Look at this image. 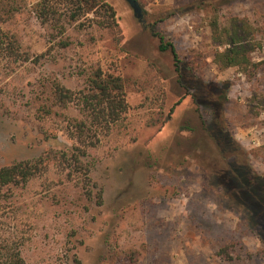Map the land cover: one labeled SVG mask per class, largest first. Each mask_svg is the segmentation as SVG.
Masks as SVG:
<instances>
[{
  "label": "rangeland",
  "instance_id": "1",
  "mask_svg": "<svg viewBox=\"0 0 264 264\" xmlns=\"http://www.w3.org/2000/svg\"><path fill=\"white\" fill-rule=\"evenodd\" d=\"M40 1L25 0L3 25L32 59L0 72V168L73 148L66 118H80L79 109L38 119L34 101L45 81L82 90L84 71L114 63L130 109L84 160L93 166V192L103 191V206L86 196L83 175L69 179L53 164L12 188L1 234L20 240L27 264H264V235L248 224L229 178L233 164L264 177V47L253 56L262 68L249 78L213 62V11L198 6L201 0H138L142 20L125 0H115L128 23L120 34L100 28L102 18L91 15L93 23L64 22V37L38 18L33 8ZM212 2L223 16L264 17V0ZM144 24H156L194 74L227 91L224 130L235 142L227 150L209 132L211 108L187 95L171 52L159 51ZM63 38L71 43L67 49L59 47ZM112 251L117 259L109 258Z\"/></svg>",
  "mask_w": 264,
  "mask_h": 264
},
{
  "label": "trees",
  "instance_id": "2",
  "mask_svg": "<svg viewBox=\"0 0 264 264\" xmlns=\"http://www.w3.org/2000/svg\"><path fill=\"white\" fill-rule=\"evenodd\" d=\"M115 0H41L34 12L45 24L59 28L65 36L64 24L79 22L83 17L91 23L101 17L97 26L102 29L121 33L127 28V19L122 17ZM212 0L199 1L200 7L213 11L209 20L212 44L215 47L213 62L221 70L238 69L249 78H255L262 68V62L254 61V54L264 47V17L223 16ZM25 7V0H0V72H13L18 66L31 61L28 53L22 50L18 37L3 28L16 14ZM63 21V23H62ZM145 23V22H143ZM144 26L150 29L152 36L159 41L161 53L171 52L179 84L199 105H206L213 113V123L209 130L211 136L222 150L235 144L231 135L225 131L224 110L228 101L227 91L218 84L206 83L193 73L189 64L182 62L175 45L168 42L166 35L157 31L156 24ZM120 38H116L119 42ZM71 46L68 38L59 42V47ZM41 57H44L42 55ZM40 60H34L37 63ZM87 86L82 90H71L58 79L45 81L40 96L34 101L40 121L59 116L60 110L71 107L79 109L81 117H67L66 133L75 142L72 149L57 151L50 149L39 157L15 162L0 168V223L9 219L11 212L12 188L27 185L36 177L49 172L53 164L59 165L72 179L74 173L83 175L86 196L103 206V191L93 192L91 173L93 166L84 160L89 152L101 143L103 136H108L117 123L130 109L127 101L126 81L120 67L112 63L106 68L97 66L84 71ZM183 130H189L186 127ZM229 174L234 185L232 197L243 208L250 226L262 231L264 235V177L252 172L246 166L232 165ZM3 231V230H2ZM0 229V264H27L22 253L20 240L13 235L1 234ZM262 236V234H261ZM220 255L226 257V250ZM110 259H117L115 251L110 252Z\"/></svg>",
  "mask_w": 264,
  "mask_h": 264
},
{
  "label": "water",
  "instance_id": "3",
  "mask_svg": "<svg viewBox=\"0 0 264 264\" xmlns=\"http://www.w3.org/2000/svg\"><path fill=\"white\" fill-rule=\"evenodd\" d=\"M125 1L133 9L135 17L140 19V20H142V18H143V9H142L139 1L138 0H125Z\"/></svg>",
  "mask_w": 264,
  "mask_h": 264
}]
</instances>
